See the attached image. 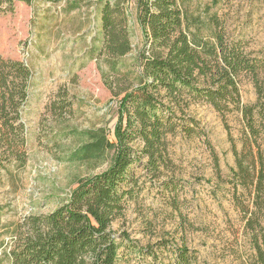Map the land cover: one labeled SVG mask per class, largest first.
I'll return each mask as SVG.
<instances>
[{"label":"rangeland","instance_id":"374dc122","mask_svg":"<svg viewBox=\"0 0 264 264\" xmlns=\"http://www.w3.org/2000/svg\"><path fill=\"white\" fill-rule=\"evenodd\" d=\"M99 2L0 3V56L20 60L31 71L21 113L25 161L19 164L0 150L1 264H10L5 252L14 227L25 216L50 212L66 200L77 179L107 165L92 167L67 160L80 139L75 132L101 127L113 139L115 93L127 87L118 78V88L114 82L110 88L105 79L114 77L103 76L108 70L101 53ZM183 9L189 30L199 25L200 35L207 38L217 29L226 44L262 65L257 86L248 73H241L238 87L241 103L255 106L252 141L255 151L259 146L256 165L264 173V0H185ZM128 31L131 49L122 62L134 73L148 45L132 0L128 1ZM189 112L200 133L167 137L171 164L161 167L157 178L145 173L144 160L131 166L134 195L111 223L112 230L125 231L139 247L150 246L153 255L122 246L115 264L173 262V249L182 243L198 264H255L252 241L257 238L263 246L264 240V178L256 194L237 173L229 135L240 152L246 130L241 113L232 110L222 116L201 101L193 103ZM133 146L138 148L139 141ZM243 164L248 163L243 160Z\"/></svg>","mask_w":264,"mask_h":264},{"label":"trees","instance_id":"16d2710c","mask_svg":"<svg viewBox=\"0 0 264 264\" xmlns=\"http://www.w3.org/2000/svg\"><path fill=\"white\" fill-rule=\"evenodd\" d=\"M4 1L12 3H0ZM128 1L100 0L98 8L101 53L108 70L103 76L114 77L105 79L106 84L111 88L114 82L118 88V78L127 82V87L115 93L113 139L101 127L75 132L80 139L67 156L70 162L92 167L107 165L77 179L66 200L53 210L25 216L14 227L5 252L10 264H115L122 246L133 253L153 255L150 246L139 247L125 231L112 230L111 223L123 214L126 200L134 195L136 180L130 175L131 166L144 160L141 165L145 173L157 178L161 167L171 164L167 137L200 133L198 121L189 112L195 102L208 103L222 116L232 110L241 113L246 130L240 152L229 135L237 173L256 194L263 184L264 173L257 167L255 156L259 146L255 151L252 141L255 106L241 103L238 87L241 73H248L257 86L261 63L226 44L217 29H212L207 38L200 35L199 25L189 30L185 0H132L148 45V53H141L133 73L122 62L131 49ZM30 78L31 71L22 61L0 56V150L9 152L19 164L25 161L21 113ZM135 141H139L138 148L133 146ZM214 160L218 170L215 155ZM162 184L168 187L167 181ZM160 244L167 248L165 241ZM252 244L255 264H264V240L263 246L257 238ZM166 264L198 263L182 243L173 249V262Z\"/></svg>","mask_w":264,"mask_h":264}]
</instances>
